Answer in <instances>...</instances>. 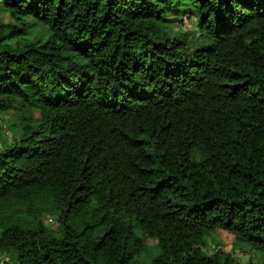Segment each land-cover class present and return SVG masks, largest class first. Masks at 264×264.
Here are the masks:
<instances>
[{
  "label": "trees",
  "instance_id": "1",
  "mask_svg": "<svg viewBox=\"0 0 264 264\" xmlns=\"http://www.w3.org/2000/svg\"><path fill=\"white\" fill-rule=\"evenodd\" d=\"M11 114L0 264H264V0H0Z\"/></svg>",
  "mask_w": 264,
  "mask_h": 264
},
{
  "label": "rangeland",
  "instance_id": "2",
  "mask_svg": "<svg viewBox=\"0 0 264 264\" xmlns=\"http://www.w3.org/2000/svg\"><path fill=\"white\" fill-rule=\"evenodd\" d=\"M2 20L4 22L9 21L8 17L2 15ZM195 21L189 22L186 20L183 24L179 23L176 27V31L180 32L182 34H185L189 37H191V33L195 31ZM21 119L20 116L11 114L9 117H0V149L3 148L4 140L9 139L11 140L14 136V132L12 131L11 127L9 126L8 122L13 121L17 124ZM11 123V122H10ZM7 135V137L5 136ZM5 136L2 138V136ZM55 218V217H53ZM56 219V218H55ZM45 225L54 228L55 222L53 219H51V216L44 218ZM207 246L205 247V250L208 252H213L216 249V243L219 244L220 248H222L227 253H232L235 257H237L239 260L242 261L243 264H248L250 260L253 258L258 260V256L256 253L251 251L247 248H239L236 246V237L231 234L230 232L224 231V230H217L216 232L211 234V238H208L206 241ZM7 258L3 257L0 259V261H6Z\"/></svg>",
  "mask_w": 264,
  "mask_h": 264
},
{
  "label": "clouds",
  "instance_id": "3",
  "mask_svg": "<svg viewBox=\"0 0 264 264\" xmlns=\"http://www.w3.org/2000/svg\"><path fill=\"white\" fill-rule=\"evenodd\" d=\"M51 219H53V218H51ZM53 221L56 223V221L53 219ZM7 261V260H6ZM6 261H2V262H6Z\"/></svg>",
  "mask_w": 264,
  "mask_h": 264
}]
</instances>
